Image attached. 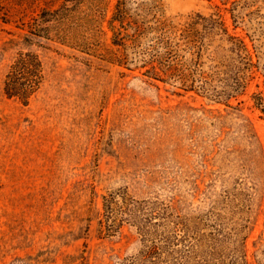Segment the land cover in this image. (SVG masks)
Segmentation results:
<instances>
[{
	"label": "rangeland",
	"instance_id": "rangeland-1",
	"mask_svg": "<svg viewBox=\"0 0 264 264\" xmlns=\"http://www.w3.org/2000/svg\"><path fill=\"white\" fill-rule=\"evenodd\" d=\"M61 1L0 0V264H116L137 254L135 226L105 228L103 198L119 192L197 216L224 242L246 236L249 264H264V113L252 98L264 96V0H161L165 16H220L247 43L259 69L231 107L108 62L116 0L103 2L107 36L92 54L27 46L22 28ZM27 48L46 77L24 105L2 82Z\"/></svg>",
	"mask_w": 264,
	"mask_h": 264
},
{
	"label": "trees",
	"instance_id": "trees-1",
	"mask_svg": "<svg viewBox=\"0 0 264 264\" xmlns=\"http://www.w3.org/2000/svg\"><path fill=\"white\" fill-rule=\"evenodd\" d=\"M103 2L62 0L58 6L41 8L22 28V39L27 46L44 48L45 43L55 42L92 54L98 35L107 36L102 24L108 9ZM107 22L112 33L108 62L214 103L231 107L230 100L245 92L259 69L247 43L231 33L220 16L196 14L180 22L165 16L161 0H116ZM45 77L41 55L30 48L21 50L5 73L2 93L26 105ZM252 98L264 113L262 92ZM103 199L106 231L114 232L115 226L127 222L137 228L143 245L137 254L116 264H249L246 236L224 242L218 229L203 231L201 218L174 212L164 202L138 200L127 192Z\"/></svg>",
	"mask_w": 264,
	"mask_h": 264
}]
</instances>
